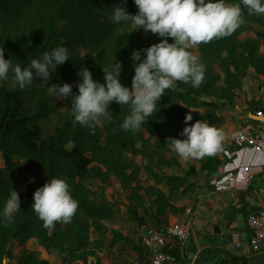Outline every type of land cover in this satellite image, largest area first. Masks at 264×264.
Wrapping results in <instances>:
<instances>
[{"label":"trees","instance_id":"1","mask_svg":"<svg viewBox=\"0 0 264 264\" xmlns=\"http://www.w3.org/2000/svg\"><path fill=\"white\" fill-rule=\"evenodd\" d=\"M115 6H122V0H0V47L6 49L5 59L26 67L31 59L57 46L70 50L69 60L52 74L48 85L37 78L20 89L11 76L0 83V211L10 189L18 191L13 181L21 174L32 179L43 174L41 187L51 177H63L78 201L71 222L57 223L49 232L32 211L35 191L20 194L21 210L13 222L7 226L0 223V262L7 257V264H51L40 253L25 248L32 239L47 252L63 254L68 264H77L84 257L107 249L112 251L119 244L133 245L135 241L108 225L123 210L139 227L149 221L155 229L163 230L171 215L185 213L186 207H179L176 202L196 192L199 176L195 166L185 174L160 172L180 168L166 145L168 138H182L179 134L186 127L188 114L193 116L190 124L204 119L220 127L224 121L217 112L235 102L248 75L253 72L264 76V15L247 16L245 10L246 23L233 34L196 47L197 56L206 66L202 84L193 87L178 81L174 90H166L138 132L121 128L129 109L115 102L109 107L111 120L101 118L94 127L82 126L74 120L71 98L62 99L67 110L61 112L48 86L69 83L78 94L77 84L82 77L77 73L81 67H87L95 80L104 83L103 68L118 61L123 63L121 82L131 87L135 74L131 53L163 39L146 34L136 25L110 21L105 13L110 14ZM137 12L135 6L132 14ZM247 32H253L256 38L240 40ZM29 102L33 104L28 105ZM257 113L252 110L253 115ZM51 120L55 124L48 133L45 124ZM147 155L154 157L153 164L138 165L131 159L148 158ZM221 165L220 159L206 155L201 172L216 175ZM143 175L154 185L143 186ZM112 179L120 184L125 202L106 195ZM13 242L23 247L17 257L10 247ZM177 248L170 253L180 259ZM134 249L138 260L144 263L145 249L140 244Z\"/></svg>","mask_w":264,"mask_h":264},{"label":"clouds","instance_id":"2","mask_svg":"<svg viewBox=\"0 0 264 264\" xmlns=\"http://www.w3.org/2000/svg\"><path fill=\"white\" fill-rule=\"evenodd\" d=\"M126 3L127 0H122V4ZM134 3L138 8L136 14L126 7L115 6L105 15L115 24L130 23L146 34L150 32L163 39L131 53L135 73L131 87L121 82L123 63L118 61L103 68L104 83L95 80L87 67H81L77 73L82 77L77 84L78 94L69 83L48 86L49 93L57 100L71 98L74 120L82 126L94 127L101 118L111 120L109 107L115 102L129 109L121 128L138 132L153 115L166 90H174L178 81L193 87L202 84L206 66L194 54L198 45L233 34L246 23L245 10L247 16L264 15V0H134ZM5 51L0 47V83L11 76L20 89L30 86L37 78L48 85L52 74L70 56L69 48L60 45L22 67L19 62L13 64V59H5ZM192 120L191 114L186 115V127L179 134L182 138L170 137L166 143L184 161L215 154L226 139L224 130L209 121L203 119L190 124ZM21 203L19 192L12 187L0 211V223L11 224L21 210ZM31 208L43 227L51 232L57 223L71 222L78 201L65 178L51 177L35 191ZM0 264H7V257Z\"/></svg>","mask_w":264,"mask_h":264},{"label":"crops","instance_id":"3","mask_svg":"<svg viewBox=\"0 0 264 264\" xmlns=\"http://www.w3.org/2000/svg\"><path fill=\"white\" fill-rule=\"evenodd\" d=\"M261 85H264V76L251 72L244 81L239 97L229 108L223 109L224 123L218 128L224 130L226 139L220 150L213 154L222 161V165L216 175H211L201 172L202 163L198 164L196 192L176 202L177 206L186 207L185 213L169 217V224L182 222L191 225V236L187 244L180 245L174 241L170 244L171 250L178 247V256L185 264H264V246L258 253L251 249V231L246 224L250 214L264 211V151L236 150L231 144L238 128L258 126L248 120H254L252 110L257 109L258 113H262L264 109V87L260 88ZM260 107L261 110H258ZM160 172L178 174L177 169ZM150 225L148 221L143 227L136 225L139 229L137 232L122 231L135 244H119L112 250V254L107 250L97 252L95 256L84 257L78 264H130L138 260L134 246L141 245L142 236ZM112 228L118 229L115 226ZM10 247L15 257L23 250L16 242ZM25 248L40 253L41 258L51 264H68L63 254L47 252L35 239L30 240Z\"/></svg>","mask_w":264,"mask_h":264},{"label":"built area","instance_id":"4","mask_svg":"<svg viewBox=\"0 0 264 264\" xmlns=\"http://www.w3.org/2000/svg\"><path fill=\"white\" fill-rule=\"evenodd\" d=\"M252 117H255V120L261 124L238 128L234 132L231 142L234 149L264 151V115L257 113V115L252 114ZM246 224L251 231L250 247L258 253L264 246V211L250 214L247 217ZM190 236L191 225L188 223L176 222L169 224L161 231L151 227L146 228L141 240V245L145 249L146 261L142 263L135 260L130 264H185L170 253L172 248L170 244L171 241H174L180 245H185L188 243Z\"/></svg>","mask_w":264,"mask_h":264},{"label":"rangeland","instance_id":"5","mask_svg":"<svg viewBox=\"0 0 264 264\" xmlns=\"http://www.w3.org/2000/svg\"><path fill=\"white\" fill-rule=\"evenodd\" d=\"M123 7H126L127 10L132 14L133 9L135 8V3L134 0H127L126 4H122ZM257 29L262 30L261 27L257 26ZM246 38H256V35L253 32H247L245 34H243L240 37V40H244ZM261 52L264 53V48L261 49ZM194 54H197V50L196 48L194 49ZM264 87V85H261V87ZM263 100V97H261V101ZM57 103L59 105V109L61 112H66L67 110V106H66V102L62 99L57 100ZM256 104L254 102H250V104ZM260 103V102H259ZM32 102H29L28 105H32ZM257 110V109H256ZM261 110V107L258 109ZM224 110H220L217 112L218 115L222 116V118H225L222 114H223ZM55 124L54 120H51L49 123L45 124V128L47 129V131H49L48 133H51L53 130V126ZM173 152V151H172ZM171 154H169L170 156ZM173 155L177 158V160L180 163V168H177V172L180 174H185L187 171H189V169L192 166L197 167L198 164L202 163V158L201 159H197V160H181L180 157L173 152ZM148 158L145 157H131V159L138 165H142L144 164V162H151L154 161V157L152 155H147ZM2 161V158L0 157V162ZM151 164H153V162H151ZM41 180H45V177L43 174H40L39 177L37 179H32L26 175H19L17 177L16 180L13 181V184L17 187L19 194H25L28 191H36L38 188H40V182ZM140 182L143 186H149L151 185V181L148 180L146 178V176H141L140 178ZM97 185V184H96ZM96 185H92L93 188L98 189V187H95ZM105 193L107 194L108 198H110L111 200L114 201H119V202H125L126 200V195H124L120 184L118 183L117 180L112 179L110 181V184L106 187L105 189ZM135 220H133L132 218L128 217L125 213V211L123 210L119 215H117V217L115 218V220L113 222L110 223V227H116L118 228L120 231H123L124 233H132L133 231L137 232V230H139L138 228H136V223H134ZM151 228H154L152 225H150ZM136 228V229H135ZM93 238H96L95 233L93 234ZM107 252L109 254L114 253L113 251H110L107 249ZM78 264V263H77Z\"/></svg>","mask_w":264,"mask_h":264},{"label":"water","instance_id":"6","mask_svg":"<svg viewBox=\"0 0 264 264\" xmlns=\"http://www.w3.org/2000/svg\"><path fill=\"white\" fill-rule=\"evenodd\" d=\"M253 119L255 120V117H253Z\"/></svg>","mask_w":264,"mask_h":264}]
</instances>
